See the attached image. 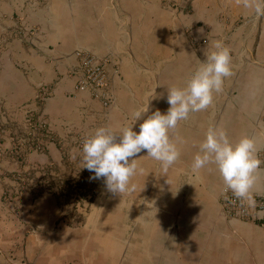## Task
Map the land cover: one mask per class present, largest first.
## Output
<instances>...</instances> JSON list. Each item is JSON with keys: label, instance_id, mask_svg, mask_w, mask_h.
Segmentation results:
<instances>
[{"label": "crops", "instance_id": "1", "mask_svg": "<svg viewBox=\"0 0 264 264\" xmlns=\"http://www.w3.org/2000/svg\"><path fill=\"white\" fill-rule=\"evenodd\" d=\"M217 40L233 75L171 131L179 160L164 173L142 151L135 191L108 192L83 168L84 140L119 135L148 103L134 131L166 113L167 88ZM76 51L105 59L107 105L76 89ZM210 126L254 139L263 195L264 16L235 0H0V264H264L261 220L225 218L216 166L192 171Z\"/></svg>", "mask_w": 264, "mask_h": 264}, {"label": "clouds", "instance_id": "2", "mask_svg": "<svg viewBox=\"0 0 264 264\" xmlns=\"http://www.w3.org/2000/svg\"><path fill=\"white\" fill-rule=\"evenodd\" d=\"M235 2L244 9L254 11L257 17L264 16V0ZM205 56L206 60L200 61L185 87L167 88L170 107L166 113L157 109L143 120L138 132L134 131V123L149 111L148 103L134 113L135 122L124 127L119 135L111 128L101 126L84 140L83 168L94 173L95 179L104 178L108 192L122 196L135 191L132 178L138 170L136 157L142 151L158 161L164 173L179 160L181 152L170 135L171 131L177 128L180 121L188 120L192 113L210 107L214 94L222 92L224 80L233 75L231 50L222 40L213 41L212 50H206ZM256 152V143L251 137L242 136L238 142L232 143L225 129L210 126L194 157L192 171L199 173L206 166L215 165L223 179L224 191H231L242 205L255 209L252 187L262 163ZM149 204V211H157L154 201Z\"/></svg>", "mask_w": 264, "mask_h": 264}, {"label": "built area", "instance_id": "3", "mask_svg": "<svg viewBox=\"0 0 264 264\" xmlns=\"http://www.w3.org/2000/svg\"><path fill=\"white\" fill-rule=\"evenodd\" d=\"M76 64L72 70L77 90H87L94 98L100 99L104 105L110 101L106 91L107 74L104 68L105 59L97 55L76 51ZM256 208L251 209L246 204L235 198L231 191L224 192L222 203L225 214L230 218H241L243 220H261L264 216V194H254Z\"/></svg>", "mask_w": 264, "mask_h": 264}, {"label": "rangeland", "instance_id": "4", "mask_svg": "<svg viewBox=\"0 0 264 264\" xmlns=\"http://www.w3.org/2000/svg\"><path fill=\"white\" fill-rule=\"evenodd\" d=\"M68 193L66 194V196H69V197H71V198H73V197H77L78 196V193H79V191L78 190H68L67 191ZM90 192H91V190H86V192H85V195H89L90 194ZM225 192V191H224ZM224 192H223V194H222V197H221V200H220V207H221V212H222V214L225 216V218L227 217V218H230V217H228L226 214H225V212H224V208H223V203H222V198H223V195H224ZM81 195H82V192H81ZM239 219H241V218H239ZM241 220H243V219H241ZM262 224H264V216H263V219H261V221H260Z\"/></svg>", "mask_w": 264, "mask_h": 264}]
</instances>
